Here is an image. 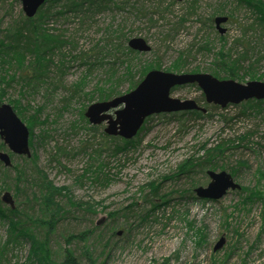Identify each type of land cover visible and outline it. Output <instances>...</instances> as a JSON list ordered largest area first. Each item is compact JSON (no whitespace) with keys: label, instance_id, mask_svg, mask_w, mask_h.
Returning <instances> with one entry per match:
<instances>
[{"label":"rangeland","instance_id":"obj_1","mask_svg":"<svg viewBox=\"0 0 264 264\" xmlns=\"http://www.w3.org/2000/svg\"><path fill=\"white\" fill-rule=\"evenodd\" d=\"M197 2V17L188 16L187 25L178 32L175 23L185 15V8L192 0H113L108 10L92 14L85 26L81 16L74 14L54 16L43 25L50 34L62 35L71 44L55 52L45 84L34 81L23 89L22 84L15 82L7 91L4 103L19 100L25 108L23 116L19 115L21 121L29 127L28 119L40 107L43 111L38 117L45 124H36L33 129L35 146H31L30 158L12 154L6 145L0 150L10 154L12 165L23 167L27 176V182L20 185L22 192H18L14 187L16 173L1 164L10 171L8 186L1 185L0 179V198L9 192L15 207L28 198L33 199L37 189L31 183L38 176L33 173L30 160L35 156L38 167L54 186L67 188L74 201L85 203L83 209L71 208L66 205L67 199H59L68 213L50 237V252L55 261L63 260L66 237L88 231L85 243L75 242L70 246L81 264H87L83 256L86 246L102 264H264V109L261 112L248 109L243 114L245 110L241 106L245 103L221 109L207 104L198 86L179 87L172 97L199 102L206 112L203 117L181 116L182 113L152 116L146 130L139 135L140 141L123 153H116L115 145L104 137L105 124L97 126L100 131L96 133L81 122L83 106L87 111L98 101L96 94L92 102L85 99V94L92 95L103 85L111 68L108 65L117 58L106 56L108 51L99 48L105 45L107 29L125 32L130 40L144 37L148 41L152 51L138 57L137 69L156 62L166 71L185 54L189 55V61L184 72L199 67L201 73L212 74L209 69L216 64L215 54L223 44L227 50L234 47L232 55L236 58L242 49L234 42L247 34L254 50L248 52L249 58L241 66L247 71L255 60L264 56L261 47L264 39L262 45L258 43L260 32L243 33V26L253 23L252 11L233 10L236 4L231 0ZM220 9L227 17L233 15L223 26L227 30L225 35L218 34L215 24L211 29L197 22L198 18L219 16ZM22 17L26 16L21 0H0V39L21 23ZM221 37L226 38L225 42ZM203 46L209 50H201ZM256 66V75L264 77V58ZM114 68L120 75L124 71L119 63ZM220 73L217 78L229 79L223 78L225 72ZM244 78L237 81L241 84L251 81L249 76ZM81 82L85 85L83 91L65 109L69 97L66 89ZM127 89L128 85L124 84L120 91L125 94ZM226 142L231 149L218 160L214 172L232 174L237 169L233 177L241 189L230 190L217 201L198 198L194 189L205 188L211 179L206 172H196L188 179L180 175L182 169L203 158L207 150ZM0 143L3 144L1 139ZM57 148H63L65 155L58 157L61 152ZM53 157H57L60 166ZM90 165L100 175V182L92 181L91 174L80 178ZM254 193L257 198L252 196ZM151 200L162 207L149 213ZM30 207L35 209L31 215L36 216L37 206L30 204ZM128 211H134L132 217ZM7 230L8 223L0 220V247L7 240ZM220 240H224V245L215 251ZM22 243L7 256L12 264L27 262L31 242Z\"/></svg>","mask_w":264,"mask_h":264},{"label":"trees","instance_id":"obj_2","mask_svg":"<svg viewBox=\"0 0 264 264\" xmlns=\"http://www.w3.org/2000/svg\"><path fill=\"white\" fill-rule=\"evenodd\" d=\"M197 1L198 0H192V3L187 5L185 8V15L180 17L175 23L177 26V32L187 25L186 23L189 21L188 16L197 17ZM231 1L236 4V8L233 10L245 8L252 11L253 23L248 26H243V33L246 34L248 31H259L260 35L258 38V43L262 45V40L264 39V0ZM112 2L113 0H52L40 8V11L36 17L32 19L22 17L21 23L11 27V29L6 32L7 35L3 39H0V104L5 102L7 91L10 89L12 83L16 82L17 84H22L23 89L29 88L32 84H34V81L45 84L47 78H49L48 73L50 72V66L53 65L52 58L55 56V52L60 51L63 46L65 47L66 44L70 43L69 41L65 40L62 35H52L49 33V31H47V29L43 28V25L47 19L54 16L65 17L68 14H74L81 16V23L85 26L91 19L90 16H92V14L94 15L95 13H101L108 10V5ZM58 8H60V10H57ZM233 10L231 11L233 12ZM217 15H219V17L222 15L225 16V12L220 9ZM232 18L233 15L231 14V16H229V20ZM197 22L206 28L209 27L214 29V16H210L209 19L204 20L202 18H198ZM106 32L108 34H106V37L104 38L105 45L104 47L99 48L103 51H108L106 56H112L114 58L117 56V58H115L114 63L108 65L111 68L107 70V78L105 79L104 83L101 82L103 85L98 87V89H96L92 95L85 94V99H89L90 102L95 99L93 96L94 94L97 95V102L110 101L114 97L121 96L123 94L121 93L120 89L124 84L128 85L126 92H129L138 86L140 81H142L148 72L156 69H162L160 64L156 62L155 64H144V66H141L139 69H137L136 61H138V57L143 54H140L139 52L129 48L128 44L130 38H128L127 34L125 32H117V30H113L111 28L107 29ZM247 36L248 34L245 35L243 39H237L234 42L235 46L242 49V51L240 50V52H237L236 58H234L232 55L234 47H232L230 50H227L226 45L223 44L222 48H220V50L215 54L216 64H213V67L209 69V72L212 71L213 76L219 77L221 74L220 72H225V76H223V78H229L231 80L243 81L246 78H244L245 75L249 76L251 81L256 79L264 80L263 76L256 75V65H259L264 56L255 60V62L250 65V68L247 71H245V67L241 66V63L249 58L248 52L254 50L251 47L252 45L250 44V40L247 38ZM221 39L223 42L226 40L224 37H221ZM108 46L110 48H106ZM261 47L264 50V45ZM200 49H204L206 51L209 50L208 46H203ZM188 61L189 55H181L178 57L177 61L167 68L166 72L169 71L176 74H200L201 68L199 67H196L189 72H184L187 70ZM118 63L119 65L124 66V71L121 75L114 68V65H117ZM57 67L59 71L62 70L60 66ZM241 72L244 73L241 75ZM60 78H62V76ZM50 82L51 81L47 83L49 86L52 85ZM84 86L85 85H83L82 82L75 84L69 89H66L64 86V88L69 93L68 96H71L66 100V104L64 106L65 109L69 108L70 101L75 97H78L79 92L83 91ZM202 98H204V95ZM8 104L12 106L18 115L23 116L25 108H22L19 100H9ZM83 107L84 108L80 110L81 122L85 123L90 131L94 130L96 133L99 132L100 128L94 125L91 126L88 119L85 118L86 107ZM241 107L245 110L243 114H246V110L248 109L255 112H261L264 109V101L250 100ZM213 108L216 107L214 106ZM42 111V108H37L36 114L33 115L31 119H28L29 128L31 129H29L31 131L30 145L32 147L35 146V133L33 129L35 128L36 124H45L44 121H40L38 117ZM185 115H190L197 118L203 117V113L196 111L181 114V116ZM173 116L179 115L173 114ZM149 120L150 118L147 119L145 125ZM145 125L139 135L144 130H146ZM103 135L108 141L115 145L114 150L116 153H123L129 148L135 147V144H137L141 138L138 135L137 140L130 141L119 137H109L105 134V132H103ZM239 139L244 141V138ZM2 149H4V144L0 143V150ZM230 149L229 142H226L221 146L215 147L213 150H207L203 158H198L195 163L186 165V167L182 169L183 171L180 175H184L186 178L191 179L196 172L207 173L208 170L216 171L219 166L217 163L218 160H220L223 157L222 155ZM94 151L95 153L97 152V150ZM57 152L62 153L59 155L57 154L58 157L60 155H65L63 148H57ZM90 158L92 157L90 156ZM52 160L58 163L59 166L61 165L57 157H53ZM36 161L37 158L35 156L32 160H30L31 165L33 166V173L38 176V178H36L34 182L31 183L37 189L36 193L32 194L33 199L28 198L26 202H20L18 206H16L14 209H11L10 207H4L2 199L0 198V220L8 223L7 240L4 242L5 244L0 247V264H12L10 261H8L7 256L9 252H12L16 248L22 246V242L24 240L31 242V248L29 251L30 255L27 258V262L24 264H81V262H79V258L76 256L75 251L72 250L70 246L75 242L85 243L87 237L90 234L88 231H85L81 234L69 235L65 238L66 247L64 248V257L60 262L55 261L54 258L52 259V253L50 252V237L55 233L57 225L68 213L59 199H67L66 205L71 208L77 207L79 209H83L85 203L83 204L82 202L74 201V197L72 198L69 196L67 188L59 189L54 186L52 181L49 180L48 175H46L38 167ZM92 166L93 165L88 166V168L84 171L85 174H83L80 178H86L87 174H91L93 175V178H91L92 181L100 182V175L96 171H92ZM12 169L16 173V183L14 184V187L16 188V191L22 192L20 185L23 182H27L26 171L18 164L13 166ZM236 170L237 169L232 170V176H234ZM9 171L10 170L6 167L3 168L0 166L1 185L4 187L8 186L6 180L8 178L7 173ZM195 185L196 182L193 186ZM243 192H246L244 188ZM253 195L256 198L258 197V195L255 193L252 194V196ZM150 203L152 204V209L149 213L155 211L158 207H162V205L156 204L152 200ZM30 204L37 206L38 214L36 216L31 215V212L34 213L35 209L32 208L33 206L29 208ZM133 212L134 211L129 212L128 216L132 217L133 215L131 214ZM118 214H113V216H117ZM147 214L148 212L145 215ZM112 233L114 235L116 234L114 231ZM84 251L85 252L83 256H85L84 259L87 264H102L94 258L92 252L87 246Z\"/></svg>","mask_w":264,"mask_h":264},{"label":"water","instance_id":"obj_3","mask_svg":"<svg viewBox=\"0 0 264 264\" xmlns=\"http://www.w3.org/2000/svg\"><path fill=\"white\" fill-rule=\"evenodd\" d=\"M47 1L49 0H21L25 16L29 19L35 17ZM214 22L219 34L226 33L222 26L227 24L228 17L220 16ZM128 46L141 54L152 51L145 38H132ZM193 84H197L200 90H203L208 104H214L222 109L250 100H264V82L261 81H251L243 85L235 80L220 81L204 73L174 74L156 70L149 72L134 91L111 101L91 104L85 117L91 125L99 126L106 123L105 133L108 136L132 140L151 116L192 110L205 112V109H201L194 100L183 101L171 96L173 89ZM0 138L12 154L31 157L30 131L16 111L6 103L0 105ZM0 162L8 168L13 166L11 156L6 152H0ZM207 175L211 179L208 186L195 189L199 198L217 201L230 190L241 189L229 173L208 171ZM1 199L11 209L15 208V201L9 192L4 193ZM223 245L224 240H220L214 250L219 251Z\"/></svg>","mask_w":264,"mask_h":264}]
</instances>
